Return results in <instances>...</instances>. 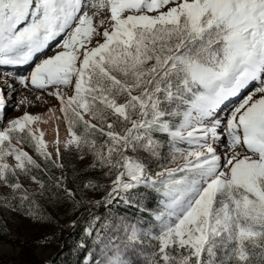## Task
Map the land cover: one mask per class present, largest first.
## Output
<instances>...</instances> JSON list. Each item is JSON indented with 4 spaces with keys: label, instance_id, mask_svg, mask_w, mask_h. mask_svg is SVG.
Listing matches in <instances>:
<instances>
[{
    "label": "snow or ice",
    "instance_id": "6c2138e0",
    "mask_svg": "<svg viewBox=\"0 0 264 264\" xmlns=\"http://www.w3.org/2000/svg\"><path fill=\"white\" fill-rule=\"evenodd\" d=\"M70 215L74 264H264V0H0V235Z\"/></svg>",
    "mask_w": 264,
    "mask_h": 264
},
{
    "label": "rangeland",
    "instance_id": "374dc122",
    "mask_svg": "<svg viewBox=\"0 0 264 264\" xmlns=\"http://www.w3.org/2000/svg\"><path fill=\"white\" fill-rule=\"evenodd\" d=\"M55 103L53 102L47 106L37 103L30 107L29 111L33 114L41 115L44 111L48 110V107L55 106ZM17 114L13 111H9L8 113L9 116ZM61 121L64 125V133L60 131L59 125L57 126L56 124L54 126L50 124H46L47 126H45L42 124V127H40V123L38 125L39 129L44 132V139L49 143L50 148L52 146L51 142L56 138L57 129L59 131V137L61 139L65 137L66 125L62 118ZM71 219H61L58 224L48 229L38 228L29 224L27 221L20 222L17 220L14 223L10 220L8 227L11 229V239L7 236L0 235V264H39L41 256L48 259L51 263L57 261L58 263L56 264H60L64 259L67 261L68 256L71 258L73 253L70 254V251H68V243L66 244L63 241L67 233L73 229L69 224ZM53 231L57 235L50 244L37 245L36 240L42 233L48 232L50 234ZM28 245H31V248H28ZM4 246H7V251L2 250Z\"/></svg>",
    "mask_w": 264,
    "mask_h": 264
},
{
    "label": "trees",
    "instance_id": "16d2710c",
    "mask_svg": "<svg viewBox=\"0 0 264 264\" xmlns=\"http://www.w3.org/2000/svg\"><path fill=\"white\" fill-rule=\"evenodd\" d=\"M67 218H74V215H70ZM80 238V228H73L70 230V232L67 233V235L64 238V243H68V251H70V254L73 253V249H74V245L75 242L78 241ZM25 244V243H24ZM23 244V245H24ZM26 247V245H24ZM28 248H31V245L27 246ZM69 258V259H68ZM67 261L64 259L60 262V264H74L75 260H76V256L75 255H71V258L68 256ZM58 263L57 261H53L51 264H56Z\"/></svg>",
    "mask_w": 264,
    "mask_h": 264
},
{
    "label": "bare ground",
    "instance_id": "6f19581e",
    "mask_svg": "<svg viewBox=\"0 0 264 264\" xmlns=\"http://www.w3.org/2000/svg\"><path fill=\"white\" fill-rule=\"evenodd\" d=\"M40 116H41V123H40L41 126L40 127H42V124H44L45 126H47L46 124H50L52 126L56 124L57 126L59 125V129L61 132L63 133L65 132L64 125L61 121V118H58L61 116L59 112L52 113V112H48L47 110V111H44ZM43 121H47V122L44 123Z\"/></svg>",
    "mask_w": 264,
    "mask_h": 264
}]
</instances>
